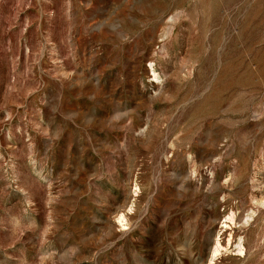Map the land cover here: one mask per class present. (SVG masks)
<instances>
[{
  "label": "rangeland",
  "instance_id": "1",
  "mask_svg": "<svg viewBox=\"0 0 264 264\" xmlns=\"http://www.w3.org/2000/svg\"><path fill=\"white\" fill-rule=\"evenodd\" d=\"M0 264H264V0H0Z\"/></svg>",
  "mask_w": 264,
  "mask_h": 264
},
{
  "label": "bare ground",
  "instance_id": "2",
  "mask_svg": "<svg viewBox=\"0 0 264 264\" xmlns=\"http://www.w3.org/2000/svg\"><path fill=\"white\" fill-rule=\"evenodd\" d=\"M219 246H220L219 241H217L215 249H214L215 253L219 250Z\"/></svg>",
  "mask_w": 264,
  "mask_h": 264
}]
</instances>
